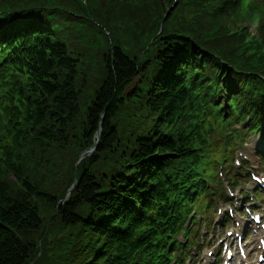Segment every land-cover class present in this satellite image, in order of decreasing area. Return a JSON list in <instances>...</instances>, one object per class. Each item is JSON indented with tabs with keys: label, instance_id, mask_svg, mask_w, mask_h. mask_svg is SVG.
Instances as JSON below:
<instances>
[{
	"label": "trees",
	"instance_id": "trees-1",
	"mask_svg": "<svg viewBox=\"0 0 264 264\" xmlns=\"http://www.w3.org/2000/svg\"><path fill=\"white\" fill-rule=\"evenodd\" d=\"M106 1L112 12L107 17L111 28L103 26L98 30H107L112 36L116 31L118 34L113 42H104L108 48L103 44L96 46L92 61L42 37L13 47H9V43L0 47V59L11 64L17 78L16 84L4 91L0 106V264L34 261L39 243L46 239L39 210V205L43 204H53L62 225L71 231L74 228L66 242L52 247V264H96L95 253L101 247L108 264H125L126 259L144 245L145 241L139 239L138 242V238L156 227V223L150 221L152 217L142 221L137 215L142 207L139 205H144L143 194L148 190L141 193L146 185L135 184V181L142 178L149 182L148 173L157 166L154 159L159 158L158 164L165 170L158 172L160 177L154 182L155 202L159 194L168 192L161 183L172 186V177L184 173L174 167L172 159L187 151L186 143L171 142L153 128L176 118L190 102L192 94L186 95L180 86L171 87L165 79H151L157 74L155 70L170 67V60L181 49H186L185 56L190 59L195 50L205 49L203 44L208 39L219 37L225 38L219 58L240 70L246 67L243 63L247 61V72L264 73V58L257 54L260 47L257 39L252 47L245 42L242 25L236 28L239 32L229 35L223 31V25L228 23L218 24L221 11L222 14L232 11L227 17L235 21L229 28H234L231 25L237 22L250 23L257 27L259 38L264 40V17L259 15V9H251L247 1L237 11L233 0H177L176 8L164 20L163 13L174 0ZM43 3L60 6L59 11L79 30L87 26L84 16L62 0H0V11L24 9L16 18L3 17V27L30 23L34 19L50 28L57 16L51 19L34 10ZM102 4L103 0H88V9L97 14V19L105 17L98 10ZM71 13L79 18H72ZM117 24L123 25V35ZM151 31L153 36L149 40ZM103 36L94 34L97 39ZM147 42L155 53L152 52L151 61L144 62L138 54ZM215 68L218 75L219 66L215 64ZM239 69L234 67L236 72ZM235 71L231 77L239 85ZM248 79L243 75L241 82L247 83ZM91 83L94 87L91 105L81 119L82 93H86ZM218 85L217 81L213 89L219 91ZM238 95L240 101L248 105L240 87ZM213 98L216 100V96ZM126 107L128 110L122 113ZM123 114L127 116L123 128L116 131L111 122ZM158 118L162 120L158 122ZM100 123L101 138L94 155L78 166L76 189L63 206H57V201L72 184V170L65 168L72 140L78 136L81 140L80 150L72 158L74 162L77 155L94 145ZM120 151L123 153L118 155ZM65 154L67 157L62 163ZM96 160L102 170L89 172L86 167ZM199 161L196 158L190 181L195 179ZM175 170L178 171L176 176L172 175ZM57 177L63 186L54 196L37 182V178L49 181ZM105 182L109 186L104 190ZM150 213H154V209H150ZM176 232L173 226L169 233L171 238ZM152 233L154 231L151 236ZM95 245L100 247L95 248ZM170 251L164 249L160 264H169Z\"/></svg>",
	"mask_w": 264,
	"mask_h": 264
},
{
	"label": "rangeland",
	"instance_id": "rangeland-1",
	"mask_svg": "<svg viewBox=\"0 0 264 264\" xmlns=\"http://www.w3.org/2000/svg\"><path fill=\"white\" fill-rule=\"evenodd\" d=\"M102 8L100 7L98 10L99 11H102L104 14H105V17L103 19H97L102 26H104V28H111L108 26V22H109V19L107 18L108 16H111L112 15V12L109 10L108 6H109V1H106L103 0V4H102ZM98 11V12H99ZM96 18H97V14H96ZM219 18H221V20L218 19V24H221V23H228V25L232 24L233 21H235L233 18L231 19H228V17L225 15L223 17L222 15V11L221 13L219 14ZM122 24V23H121ZM242 23H236L235 26H232L231 27H235L237 28L238 25H241ZM106 25V26H105ZM117 28L122 31L120 32V35H123L125 33V31H123L124 27L123 25H119L117 24ZM252 28H255L252 26ZM153 32L151 31L150 32V36H149V40H151L153 34ZM118 32L116 31L115 34L112 36V42L114 41V38H116ZM259 35V33H258ZM146 38V37H145ZM111 42V41H109ZM148 46V42L146 44H144V47H147ZM93 83H91V85H89V89L87 88L86 90V93H82V98H81V102H80V117L81 119L84 118V115L86 114V111L88 110L89 106L91 105L90 103V100L93 96V93H94V87L92 86ZM125 110H128V107H126L122 113H124ZM82 123V120H80V124ZM83 125H84V122H83ZM251 136L250 137H247V141H251ZM80 137L78 136L76 139L72 140L71 142V146H70V150H71V154H68V158L66 159L67 157V154H65V157L63 158L62 160V163L63 161L66 159V165H65V168L66 169H70V171L72 170V184L70 186L69 189H71V187L73 186L74 182L76 181V176L74 174V169L75 167L79 166L81 162H83V158L80 156V155H77L76 159H74V162L72 160V158H74L76 156V151L80 150L79 149V144H80ZM241 145V144H240ZM240 149H242L241 147H239ZM240 151V150H239ZM123 153V151H120L118 155H121ZM130 153V152H129ZM240 160V159H239ZM234 162H235V157H233V165H234ZM254 162V165L256 164V160H253ZM99 162H95V163H92L90 166H88L89 170L92 171L93 169H97L98 171H101L102 170V165L101 164H98ZM264 164V163H263ZM225 165V164H224ZM136 167V166H134ZM244 171L246 172L247 171V168H244ZM52 172H54V167L52 168ZM69 174V173H68ZM38 179V183L42 186V188L46 189V190H49L51 192V195L54 196L56 192H60L62 190V182L59 181L60 177H57L55 179H52V180H49V181H45V180H41L39 178ZM248 180L242 178L241 180V183H240V187H244L246 188V184H247ZM109 186L108 182H105L104 185H103V188L104 190L107 189ZM68 189V190H69ZM68 193V191H67ZM58 202V201H57ZM259 202V200H258ZM39 210H40V215H41V219H42V222H43V228L44 230L46 229L51 217L56 214V212L58 211L52 204L51 205H47V204H43V205H39ZM217 210V209H216ZM214 207L210 209V212H214ZM204 219L208 220V221H211L212 219V214L211 213H207L204 217ZM60 226H54L53 227V232L54 234H57V230H59ZM229 228V227H228ZM206 230V223H204L201 227V229L199 231H197V238H198V242L200 244L201 242V235L204 233V231ZM210 231V230H209ZM207 236H209V233H207ZM100 246V245H99ZM98 246H96L97 248ZM212 249V248H211ZM206 251V249H204V251L202 252L201 255H199V258L201 260H203V253Z\"/></svg>",
	"mask_w": 264,
	"mask_h": 264
},
{
	"label": "bare ground",
	"instance_id": "bare-ground-1",
	"mask_svg": "<svg viewBox=\"0 0 264 264\" xmlns=\"http://www.w3.org/2000/svg\"><path fill=\"white\" fill-rule=\"evenodd\" d=\"M207 27H208L209 29H212V27H210V26H207ZM30 39H31V38H30ZM4 49H5V48H4ZM203 51H206V50H203ZM203 51H202L201 49H197V50H195L194 52H196L197 55H201V56H204V54H205V55H208V53L203 52ZM183 53L186 54V49H183ZM200 59H201V58H198V61H200ZM206 61H207L208 63H211L212 66L215 65V63H214L211 59H207ZM38 119H39V118H38ZM256 148H257V145L253 146V150L256 149ZM231 161H233V159H231ZM235 161H236V159H235ZM209 163L213 164V162H209ZM193 170L195 171V169H193ZM189 173L192 174L191 170L189 171ZM177 177H178V176H177ZM170 184H174V183L170 182ZM137 215H138V217L141 219V218L145 215V209H144L143 207H140V211L138 210ZM96 246L100 247L99 245H95V248H96ZM101 253H102V247H101V250H100V251H98L97 253H95V256H99ZM93 256H94V255H93ZM247 261H249V260H247Z\"/></svg>",
	"mask_w": 264,
	"mask_h": 264
},
{
	"label": "snow or ice",
	"instance_id": "snow-or-ice-1",
	"mask_svg": "<svg viewBox=\"0 0 264 264\" xmlns=\"http://www.w3.org/2000/svg\"><path fill=\"white\" fill-rule=\"evenodd\" d=\"M257 220H259V217H257ZM229 255H231V254H229Z\"/></svg>",
	"mask_w": 264,
	"mask_h": 264
}]
</instances>
